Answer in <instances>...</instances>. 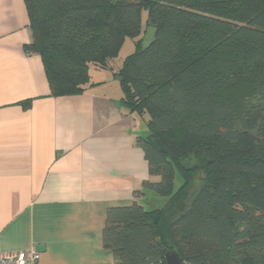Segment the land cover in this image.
<instances>
[{
  "label": "trees",
  "instance_id": "trees-1",
  "mask_svg": "<svg viewBox=\"0 0 264 264\" xmlns=\"http://www.w3.org/2000/svg\"><path fill=\"white\" fill-rule=\"evenodd\" d=\"M25 2V48L42 57L52 96L95 85L94 66L145 121L150 177L103 228L116 262L166 264L172 249L181 264H264V0ZM199 153L206 184L189 194L198 171L183 160Z\"/></svg>",
  "mask_w": 264,
  "mask_h": 264
},
{
  "label": "crops",
  "instance_id": "crops-1",
  "mask_svg": "<svg viewBox=\"0 0 264 264\" xmlns=\"http://www.w3.org/2000/svg\"><path fill=\"white\" fill-rule=\"evenodd\" d=\"M30 42L25 0H0V248L34 249L40 264H118L103 228L150 177L137 141L147 127L106 70L81 94L52 96Z\"/></svg>",
  "mask_w": 264,
  "mask_h": 264
},
{
  "label": "rangeland",
  "instance_id": "rangeland-1",
  "mask_svg": "<svg viewBox=\"0 0 264 264\" xmlns=\"http://www.w3.org/2000/svg\"><path fill=\"white\" fill-rule=\"evenodd\" d=\"M140 28H141L140 37H142L144 44L149 43L154 36V28L151 25H148L146 23L145 16L143 18L142 24L140 25ZM126 50L127 49H124L122 56L126 54ZM90 73L92 75V78L94 79L96 78L105 79L106 76L108 77L110 76L108 72H105L104 70H98L94 66L91 67ZM138 117H139L138 119L140 120V122L143 125H146L145 121L140 116ZM183 163L190 167H197L198 172H196L193 185L189 190V194H192L193 192L197 191L199 188H201L202 186L206 184V176L203 173V167L205 166V163H206V155L204 153L191 155L187 157L186 159H184ZM179 182L180 181L178 180V183ZM149 204L153 206H162L164 204V201L155 200L154 198L151 197L149 200Z\"/></svg>",
  "mask_w": 264,
  "mask_h": 264
},
{
  "label": "built area",
  "instance_id": "built-area-1",
  "mask_svg": "<svg viewBox=\"0 0 264 264\" xmlns=\"http://www.w3.org/2000/svg\"><path fill=\"white\" fill-rule=\"evenodd\" d=\"M41 255L34 249L5 251L0 248V264H40Z\"/></svg>",
  "mask_w": 264,
  "mask_h": 264
},
{
  "label": "water",
  "instance_id": "water-1",
  "mask_svg": "<svg viewBox=\"0 0 264 264\" xmlns=\"http://www.w3.org/2000/svg\"><path fill=\"white\" fill-rule=\"evenodd\" d=\"M165 260H166V264H181V259L179 254L172 249L166 251Z\"/></svg>",
  "mask_w": 264,
  "mask_h": 264
}]
</instances>
